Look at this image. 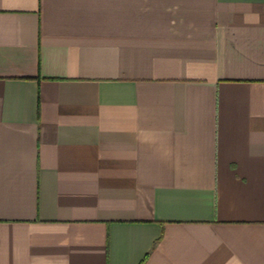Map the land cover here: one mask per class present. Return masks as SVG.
<instances>
[{
	"label": "crops",
	"instance_id": "crops-1",
	"mask_svg": "<svg viewBox=\"0 0 264 264\" xmlns=\"http://www.w3.org/2000/svg\"><path fill=\"white\" fill-rule=\"evenodd\" d=\"M0 264H264V0H0Z\"/></svg>",
	"mask_w": 264,
	"mask_h": 264
}]
</instances>
